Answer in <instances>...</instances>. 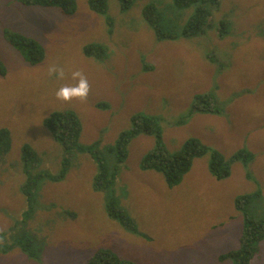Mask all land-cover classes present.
<instances>
[{
	"label": "rangeland",
	"instance_id": "1",
	"mask_svg": "<svg viewBox=\"0 0 264 264\" xmlns=\"http://www.w3.org/2000/svg\"><path fill=\"white\" fill-rule=\"evenodd\" d=\"M76 1L79 16L72 17L0 0V264H88L100 253L131 264H226L244 212L264 216V0H220L189 35L191 4L132 0L121 8L108 0L110 33L88 0ZM149 6L152 23L143 17ZM155 25L167 34L162 39ZM7 29L26 36L34 62L7 42ZM93 43L108 45L107 56L88 58L84 50ZM76 72L87 80V96L58 99L61 87L78 83ZM205 95L221 116L194 111ZM59 113L74 114L81 127L71 155L55 138L57 123L48 121ZM144 117L153 134L132 135L118 159L111 149ZM192 140L207 150L177 186L143 167L146 158L176 155ZM239 152L229 177L218 180L214 155L231 162ZM96 155L109 181L95 178ZM22 190L35 214L11 220L6 214L29 201ZM243 196L251 198L239 210ZM259 255L253 264H264V242Z\"/></svg>",
	"mask_w": 264,
	"mask_h": 264
},
{
	"label": "trees",
	"instance_id": "2",
	"mask_svg": "<svg viewBox=\"0 0 264 264\" xmlns=\"http://www.w3.org/2000/svg\"><path fill=\"white\" fill-rule=\"evenodd\" d=\"M110 1V0H109ZM108 0H88V8L90 12L95 14L98 17L104 18L109 32H112V27L114 26V14L110 13V5ZM120 4L121 8L128 7L132 0H117ZM17 2L21 3L24 6H52L53 8H60L64 10V12L70 14V16L75 17L79 16L78 14V4L76 0H17ZM173 4L189 6V4L194 6V13L191 16L187 27H186V34H195L199 32V27L203 23H205L208 19H210L214 12L218 9L220 0H172ZM153 6H149L143 10V17L146 22L152 23L155 18V9H152ZM156 19V18H155ZM157 21V19H156ZM225 20H223L224 22ZM227 23V21H225ZM199 26V27H198ZM154 28L159 36V38L165 37L167 34L161 30L158 25H155ZM5 38L8 43L13 45L17 48L23 56L29 62H34L32 58L31 52L29 51L30 43L27 40L26 36H19L16 38L12 30H5ZM231 38V35L228 36ZM127 43V40H125ZM122 43V42H121ZM108 46V45H107ZM104 44H91L89 47H86L84 50V54H87L88 58L92 60L98 61V59H102L107 56L108 48ZM212 96H201L197 99V105L194 111H201L205 114H213L221 116V106L216 102L214 105ZM213 99V100H212ZM149 117L144 118H136L133 121V129L131 132L124 135L122 138L123 140L120 143L119 150L118 149H111L114 150L118 159L121 160L125 158L126 151L125 148L127 146L129 138L133 135H152L155 127H147L146 123L149 121ZM49 123L54 125L57 123L59 127H57L56 136L58 140L61 141V145L65 150V154H70V151L73 150L74 146L77 144V140L80 136L81 127L78 123V118L71 113H59L55 114L49 120ZM9 133L7 134V141H8ZM11 141H8L10 144ZM78 147V146H77ZM96 150V147H94ZM91 151V148H89ZM94 149H92L93 151ZM206 147L203 146L199 141L192 140L182 151H180L176 155H170L168 153H164L161 156H150L146 158L143 162V167L149 169L154 167L155 169L163 172L165 178L169 185L177 186L181 183L183 177L186 173L190 170L192 166V162L195 158L201 157L206 152ZM71 155V154H70ZM243 153L239 152L233 158V161L228 162L223 158L222 155L216 153L214 155V160L212 161L210 168L211 173L218 179L223 180L230 175V165L232 162L239 161L242 157ZM68 158L69 155H67ZM249 161H251L252 156L249 155ZM27 161L28 158L25 157ZM241 160V159H240ZM119 161V160H118ZM96 162L98 165V172L96 177H100L102 180H108L107 176L109 177L108 170L106 168V163L103 157L100 155H96ZM31 165V164H30ZM118 166H116L115 174L117 175ZM25 174L29 176V172L26 169ZM46 174V173H45ZM42 173L35 174L31 180V185L33 187V192L35 193L34 189L38 183V179L41 177ZM109 181V180H108ZM104 184V183H103ZM35 185V186H34ZM106 190V186L103 187ZM23 193H26L27 198L29 201L25 203V206L22 207V210L25 209L23 213V218L32 217L35 214L34 204L31 198L29 197V193L27 190H22ZM34 193L30 194L31 196ZM250 196H243L237 200V208L240 210V207L243 204L249 203ZM46 208V207H42ZM115 208V207H114ZM118 213V214H117ZM121 211H117L115 208V214L117 217L120 218L121 222L127 226L125 223V219L121 218L119 214ZM245 214V225L244 228L239 234V238L236 244H234V248H232L225 256L222 257V261L226 264H253V262L260 258L259 251L262 249V243L264 242V216L260 217L258 210H246ZM128 227V226H127ZM126 227V228H127ZM20 242V239H19ZM23 246V243H20ZM7 245L3 246V249H6ZM25 252H29L28 247L22 248ZM12 251V249L8 250ZM8 251L3 252L6 254ZM31 254V253H30ZM88 264H131L129 262H124L120 260L113 254L110 253H100L93 257Z\"/></svg>",
	"mask_w": 264,
	"mask_h": 264
},
{
	"label": "clouds",
	"instance_id": "3",
	"mask_svg": "<svg viewBox=\"0 0 264 264\" xmlns=\"http://www.w3.org/2000/svg\"><path fill=\"white\" fill-rule=\"evenodd\" d=\"M36 7L41 9H55L52 6H47V7L36 6ZM58 75L62 76V72L59 73ZM73 76L74 78L80 77L78 83L73 87H67V86L61 87L56 93L58 99L67 102L74 97L84 98L87 96L89 91L87 80L84 79L79 72L74 73Z\"/></svg>",
	"mask_w": 264,
	"mask_h": 264
},
{
	"label": "crops",
	"instance_id": "4",
	"mask_svg": "<svg viewBox=\"0 0 264 264\" xmlns=\"http://www.w3.org/2000/svg\"><path fill=\"white\" fill-rule=\"evenodd\" d=\"M24 206H25V204L23 205V207ZM24 211H25V209L21 210L18 213L10 212L9 214H6V215H7V217L11 218V220H19V219L23 218ZM3 217H4V215H3ZM1 255H5V254L2 253Z\"/></svg>",
	"mask_w": 264,
	"mask_h": 264
}]
</instances>
